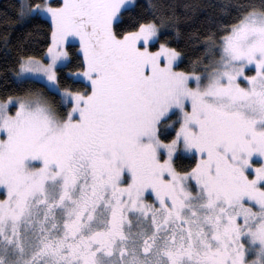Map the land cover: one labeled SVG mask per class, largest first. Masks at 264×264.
<instances>
[{"label": "snow or ice", "instance_id": "6c2138e0", "mask_svg": "<svg viewBox=\"0 0 264 264\" xmlns=\"http://www.w3.org/2000/svg\"><path fill=\"white\" fill-rule=\"evenodd\" d=\"M137 7L16 0L0 264H264V0Z\"/></svg>", "mask_w": 264, "mask_h": 264}, {"label": "trees", "instance_id": "16d2710c", "mask_svg": "<svg viewBox=\"0 0 264 264\" xmlns=\"http://www.w3.org/2000/svg\"><path fill=\"white\" fill-rule=\"evenodd\" d=\"M135 2L138 7L134 11L140 12L142 11V7L140 6L146 5L148 0H135ZM201 2L223 3L226 0H201ZM15 4L16 0H0V93L3 92L6 86L9 88L14 86L12 83L5 85L6 75L11 80V72H7L6 70L14 66L21 52L39 56L46 49L48 43V22L44 19L37 17L19 23L10 22L9 18L15 16ZM5 13H7V17H5ZM6 32L10 40L8 49H5L3 46V36ZM170 42L173 46L184 50V60L180 68H186L189 60L194 58L198 53L194 52L191 46L186 45L184 39H173ZM66 72L67 70H65V74ZM67 82L71 83L70 80Z\"/></svg>", "mask_w": 264, "mask_h": 264}, {"label": "rangeland", "instance_id": "374dc122", "mask_svg": "<svg viewBox=\"0 0 264 264\" xmlns=\"http://www.w3.org/2000/svg\"><path fill=\"white\" fill-rule=\"evenodd\" d=\"M25 21V20H24ZM77 47H78V45H77Z\"/></svg>", "mask_w": 264, "mask_h": 264}]
</instances>
